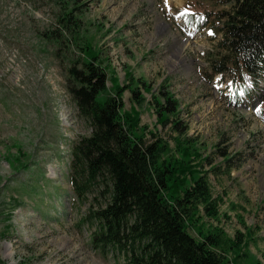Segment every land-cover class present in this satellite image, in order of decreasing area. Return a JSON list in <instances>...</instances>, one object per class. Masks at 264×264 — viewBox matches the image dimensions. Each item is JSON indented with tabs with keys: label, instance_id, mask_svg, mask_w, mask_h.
Segmentation results:
<instances>
[{
	"label": "rangeland",
	"instance_id": "obj_1",
	"mask_svg": "<svg viewBox=\"0 0 264 264\" xmlns=\"http://www.w3.org/2000/svg\"><path fill=\"white\" fill-rule=\"evenodd\" d=\"M74 7L79 21L70 31L67 11L50 0H0V262L124 264L91 246L93 229L80 221L94 194L76 202L69 184L72 148L90 129L66 90L67 70L88 43L120 85L130 74L150 87L141 106L122 95L123 112L140 114L139 133L156 134L180 158L172 125L157 124L153 96L161 102L163 90L177 100L173 120L202 157L218 165L217 151L226 150L233 167L207 176L218 216L201 213L188 232L196 240L214 228L228 239L240 233L247 244L236 264H264V73L256 81L230 69L213 73L225 53L219 17L231 5L82 0ZM224 255L231 264L232 251Z\"/></svg>",
	"mask_w": 264,
	"mask_h": 264
},
{
	"label": "trees",
	"instance_id": "obj_2",
	"mask_svg": "<svg viewBox=\"0 0 264 264\" xmlns=\"http://www.w3.org/2000/svg\"><path fill=\"white\" fill-rule=\"evenodd\" d=\"M81 1L50 0L67 11L62 18L65 29L78 26L74 6ZM221 3L230 4L231 10L219 17L224 20L217 29L223 37L219 48L225 53L213 61V73L230 69L240 79L256 81L264 73V0ZM81 53L70 61L66 90L90 135L72 148L69 184L76 202L94 194L80 221L93 229L91 246L121 256L124 264H224L228 251L234 254L231 264H236L238 252L247 244L244 235L228 239L214 228L200 231L196 240L188 232L201 213L206 219L218 216V201L210 193L207 176L222 175L233 167L226 150L217 151L223 159L218 165L210 156L202 157L187 128L173 120L177 100L161 90V102L153 96L157 124L172 125L178 134L174 149L180 158L169 156V145L162 138L139 133L140 114L135 108L123 112L125 91L141 106L150 87L134 82L130 74L129 83L120 85L107 75L88 43Z\"/></svg>",
	"mask_w": 264,
	"mask_h": 264
}]
</instances>
